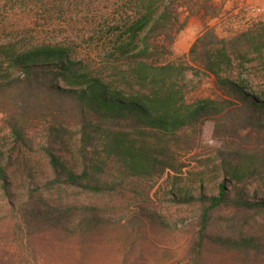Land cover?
Returning a JSON list of instances; mask_svg holds the SVG:
<instances>
[{"label": "trees", "instance_id": "1", "mask_svg": "<svg viewBox=\"0 0 264 264\" xmlns=\"http://www.w3.org/2000/svg\"><path fill=\"white\" fill-rule=\"evenodd\" d=\"M132 1L134 11L113 30L96 70L62 45L0 49V97L10 101L6 129L12 142L0 151V191L7 201L0 264H41L45 252L93 264L110 256L108 242L119 244L123 264L138 263L150 232L167 227L150 206V192L164 176L172 182L164 202L201 212L188 264H264V195L248 193L264 168V97L226 74L231 57L209 30L212 40L199 38L190 54L201 49L199 59L219 95L187 103L186 66L169 61L184 26L182 0ZM201 9L208 14L209 7ZM67 105L78 119L74 132L65 122ZM53 110L48 120L45 112ZM38 113L48 125L35 152L29 134L35 118L29 119ZM203 146L214 154L207 161L211 178L177 161L179 153ZM34 162L44 163L43 175ZM61 190L104 205L46 198ZM223 207L232 214L212 221ZM218 222L223 227L214 233Z\"/></svg>", "mask_w": 264, "mask_h": 264}, {"label": "rangeland", "instance_id": "2", "mask_svg": "<svg viewBox=\"0 0 264 264\" xmlns=\"http://www.w3.org/2000/svg\"><path fill=\"white\" fill-rule=\"evenodd\" d=\"M248 1H239L240 6H236L233 0H191L189 5L185 4V0L180 1L179 26H184L176 36L169 61L186 66L182 85L187 103L205 98L215 99L219 95L215 78L204 70L199 59L201 49L194 55L190 54L191 47L199 38L206 37L205 42L212 40L211 36H206L209 30L223 41V47L231 57L232 66L226 74L233 81L242 82L247 87L246 92L264 97V14L254 16L250 10L252 7L264 6V0ZM134 7L132 0H0V49L10 48L20 53L42 46L62 45L70 51L73 59L96 70L110 47L113 30L134 11ZM201 7H209L208 14ZM237 9L238 13L232 15ZM1 58L4 60V56ZM105 73L106 79L115 81L110 72ZM60 87L64 85L60 83ZM120 90L127 91V88L121 86ZM9 103V99L0 97V151L4 152L12 145L9 130L6 129L10 115ZM65 111L66 125L74 132L78 125L76 114L70 105L65 107ZM53 113L54 110L45 112L48 120L53 117ZM39 115L42 113L34 117L31 115L29 119L35 118L30 122L32 128L29 130L35 152L40 151L45 141L44 129L48 125V120ZM35 152L28 155L34 157ZM212 157L214 154L210 146H203L190 154L179 153L177 161L188 165L186 170H203L207 173L206 177L211 178L212 173L209 171L212 166L207 161ZM34 159L39 161L40 155ZM34 163L38 174L43 175L45 171L41 169L44 163ZM261 173L259 178L248 184V193L264 195V168ZM183 182L185 185V176ZM171 183L164 176L150 192L153 199L151 209L161 216L167 227L150 232L149 249L145 252V258L136 264L189 263V250L201 212L198 207L174 206L164 202L163 197ZM156 193L158 195L155 197ZM46 198L50 201L61 199L64 202L104 205L100 199L79 196L73 190H61L54 197L47 195ZM130 204V208H134L135 203ZM6 205L7 201L0 191L1 217ZM232 212L226 207L219 208L211 214V219L214 221ZM218 223L212 226L214 233L220 232L223 227ZM107 246L112 250L110 256L97 259L93 264H123L119 244L108 242ZM43 255L45 258L41 264H75L71 259L58 258L56 252H45Z\"/></svg>", "mask_w": 264, "mask_h": 264}, {"label": "built area", "instance_id": "3", "mask_svg": "<svg viewBox=\"0 0 264 264\" xmlns=\"http://www.w3.org/2000/svg\"><path fill=\"white\" fill-rule=\"evenodd\" d=\"M250 10L252 15L254 16H260L264 14V6L252 7ZM171 264H181V263H171Z\"/></svg>", "mask_w": 264, "mask_h": 264}, {"label": "crops", "instance_id": "4", "mask_svg": "<svg viewBox=\"0 0 264 264\" xmlns=\"http://www.w3.org/2000/svg\"><path fill=\"white\" fill-rule=\"evenodd\" d=\"M239 1H241L243 3V0H239ZM239 1L238 0H233V2L236 4V6H240V5H238L239 4ZM247 2H249V1L247 0ZM237 13H238V9L237 10H234L233 13H232V15L233 14L236 15Z\"/></svg>", "mask_w": 264, "mask_h": 264}]
</instances>
